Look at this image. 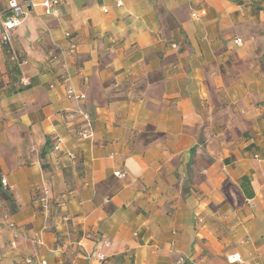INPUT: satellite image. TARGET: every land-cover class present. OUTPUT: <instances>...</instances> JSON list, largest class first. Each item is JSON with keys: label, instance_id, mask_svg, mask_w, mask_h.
I'll return each mask as SVG.
<instances>
[{"label": "crops", "instance_id": "obj_1", "mask_svg": "<svg viewBox=\"0 0 264 264\" xmlns=\"http://www.w3.org/2000/svg\"><path fill=\"white\" fill-rule=\"evenodd\" d=\"M11 34L0 264H264V0H35Z\"/></svg>", "mask_w": 264, "mask_h": 264}, {"label": "built area", "instance_id": "obj_2", "mask_svg": "<svg viewBox=\"0 0 264 264\" xmlns=\"http://www.w3.org/2000/svg\"><path fill=\"white\" fill-rule=\"evenodd\" d=\"M35 0H23L22 3H19L17 0H8L7 2V9L6 12L8 16L3 19L0 22V42L7 44L10 42L12 38L11 31L12 29L17 26L20 23V17L24 12V5H29L34 3ZM44 6L49 9L52 13L57 12V6L60 4L61 0H42ZM116 6L121 5V0H114ZM106 11V10H104ZM204 11L201 10V13ZM194 17H197V13H194ZM66 36H69V33H66ZM234 43L240 44L241 39L240 38H235ZM76 49V45L74 43H71L69 46V51L74 52ZM65 95L69 99H74V100H80L84 95L82 92H77L72 86H67L65 89ZM80 114L83 118V123L82 125L78 128L77 130V135L80 138H88L92 135V129H91V124H90V118L89 115L84 112L80 111ZM55 149L58 148V145L54 146ZM116 176L118 177H124L123 172H117ZM0 183L4 186L7 185L6 180L1 177L0 178ZM47 191L46 189H43L42 196L40 197L41 201V207L42 210L46 211L48 208V197H47ZM10 229L12 230L14 236L18 233L17 232V227L14 225V223H9L8 224ZM12 246L15 245L14 240L10 242ZM109 245V242L106 240L101 241L100 247L97 251H95L94 255L97 259L103 260L104 259V253L101 251V247H107ZM239 259L238 254H233L230 257H228L229 262H235ZM183 258L179 257L178 261L182 262ZM26 264H45V261H33L32 259L28 258L25 259Z\"/></svg>", "mask_w": 264, "mask_h": 264}, {"label": "trees", "instance_id": "obj_3", "mask_svg": "<svg viewBox=\"0 0 264 264\" xmlns=\"http://www.w3.org/2000/svg\"><path fill=\"white\" fill-rule=\"evenodd\" d=\"M8 198V197H7Z\"/></svg>", "mask_w": 264, "mask_h": 264}]
</instances>
